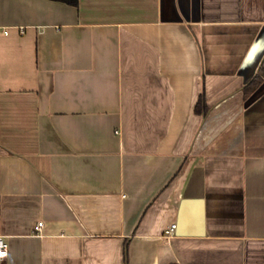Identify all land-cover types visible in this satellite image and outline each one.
Segmentation results:
<instances>
[{
  "label": "crops",
  "instance_id": "crops-1",
  "mask_svg": "<svg viewBox=\"0 0 264 264\" xmlns=\"http://www.w3.org/2000/svg\"><path fill=\"white\" fill-rule=\"evenodd\" d=\"M0 235V264H264V0H0Z\"/></svg>",
  "mask_w": 264,
  "mask_h": 264
},
{
  "label": "built area",
  "instance_id": "built-area-1",
  "mask_svg": "<svg viewBox=\"0 0 264 264\" xmlns=\"http://www.w3.org/2000/svg\"><path fill=\"white\" fill-rule=\"evenodd\" d=\"M43 225V221H38L36 227L39 229ZM176 227V223H171L169 227H167L165 233L166 235H171ZM9 255V242L3 236L0 235V261L6 259Z\"/></svg>",
  "mask_w": 264,
  "mask_h": 264
},
{
  "label": "trees",
  "instance_id": "trees-1",
  "mask_svg": "<svg viewBox=\"0 0 264 264\" xmlns=\"http://www.w3.org/2000/svg\"><path fill=\"white\" fill-rule=\"evenodd\" d=\"M66 2H69L71 4L77 5L79 3V0H64ZM260 80V77H257L255 79V82H258ZM208 109L207 105H206V97H205V92L204 90L201 92L199 100L197 102L196 108L195 110L198 113H203L206 112ZM125 264H128V245L126 243L125 245Z\"/></svg>",
  "mask_w": 264,
  "mask_h": 264
}]
</instances>
